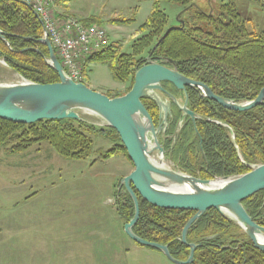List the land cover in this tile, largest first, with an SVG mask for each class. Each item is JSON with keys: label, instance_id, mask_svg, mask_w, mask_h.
Listing matches in <instances>:
<instances>
[{"label": "trees", "instance_id": "1", "mask_svg": "<svg viewBox=\"0 0 264 264\" xmlns=\"http://www.w3.org/2000/svg\"><path fill=\"white\" fill-rule=\"evenodd\" d=\"M70 1L58 0L57 5ZM162 1L180 5L184 12L192 9L194 2ZM257 1L262 4L260 0ZM156 3L147 20L139 26L138 30L143 33L133 41L130 52H121L119 45L109 44L86 58L81 70L83 77L89 62L107 65L115 81L123 84L129 82L125 93L114 97L123 96L131 89L135 72L146 64L149 56L152 62L158 64H165V59L172 60L180 74L205 84L221 98L243 103L257 97L264 87V31L248 32L232 1L222 4L217 16L197 11L191 18L192 25L183 22L182 29L175 27L152 52L169 28L166 14L157 8ZM111 22L120 25L130 21ZM200 25H204V28ZM0 30L7 35L10 45L8 48L0 41V59L7 68L29 82L53 84L59 81L56 72L44 61V58L48 59L46 47L25 40H39L43 36L40 22L28 8L18 2L0 0ZM33 49L42 53L44 58ZM187 92L190 109L195 114L227 124L234 135L233 141L227 127L204 121H198L196 129L191 125L190 130L185 129L183 136L188 137L192 133L196 141L202 143L209 173L216 177H233L250 171L238 159L235 145L246 164H264V105L246 112H233L202 98L192 89L187 88ZM141 102L155 124L156 105L148 99ZM91 135H99L112 144L111 149L100 154L102 160L122 154L129 161L119 136L109 127L100 129L74 120H43L25 125L0 119V151L9 155H19L34 145L46 143L63 159L84 160L92 153ZM184 141L188 142L189 138L180 140ZM120 189L123 187H118L116 213L127 223L133 217V203L129 195L122 194ZM138 202L139 219L133 232L145 241L168 246L175 260H187L189 248L180 242V235L195 212L160 209L140 196ZM242 205L253 221L264 227V191L245 200ZM186 240L200 245L194 253L192 264H264V253L252 246L233 221L214 209L205 212L191 226Z\"/></svg>", "mask_w": 264, "mask_h": 264}, {"label": "rangeland", "instance_id": "2", "mask_svg": "<svg viewBox=\"0 0 264 264\" xmlns=\"http://www.w3.org/2000/svg\"><path fill=\"white\" fill-rule=\"evenodd\" d=\"M230 1L248 32L264 31V6L257 0H194L192 9L186 12L180 5L162 0H72L61 3L56 10L84 23L93 21L107 33L108 45H119L121 52L129 53L133 41L142 35L138 28L149 17L154 3L166 14L168 27L173 28L180 25L179 21L192 25L191 18L197 11L217 16L220 6ZM112 20L130 22L117 25ZM19 81L20 77L0 59V84ZM83 82L98 93L113 96L110 98L125 93L129 86V82L115 81L107 65L93 61L85 68ZM79 115L96 128L107 127L95 116L82 112ZM91 138V155L79 161L59 157L46 143L34 145L19 155L0 151V264H173L159 251L138 246L123 230L120 232L126 223L116 219L118 183L132 172L133 166L122 154L102 160L100 154L111 149L112 144L99 135ZM151 156L159 163V155L153 152ZM162 164L170 166L165 161ZM94 209L104 213L105 223H109L103 226L109 230L106 232L95 222L94 239L109 232V247H49L56 240L53 235L74 242L86 239L89 218L96 216L90 215ZM11 224L35 229L21 232L20 236L17 231L16 238L9 241L5 228L12 227ZM37 224L48 225L47 230H39ZM101 249L110 250V254L100 258L97 251ZM90 250L93 255L87 257Z\"/></svg>", "mask_w": 264, "mask_h": 264}, {"label": "water", "instance_id": "3", "mask_svg": "<svg viewBox=\"0 0 264 264\" xmlns=\"http://www.w3.org/2000/svg\"><path fill=\"white\" fill-rule=\"evenodd\" d=\"M8 1L17 2L16 0ZM21 5L30 10L27 5ZM30 11L40 22L38 15ZM179 22V29H182L183 22ZM174 28L170 27L166 30L152 48V52ZM6 37L7 35L0 30V41L9 48ZM25 40L46 47L48 59H45L38 50H33L39 53L45 63L56 72L59 81L53 84H38L23 80L14 84H0V119L25 125L43 120L83 121L79 115V112H82L97 117L107 127L113 129L119 136L121 145L133 166L132 172L118 183V187H123L121 192L127 193L133 203V217L123 226L124 234L131 241L138 246L159 251L173 264H192L194 253L200 245L188 243L187 232L205 212L214 209L221 216L233 221L248 237L252 246L264 253V227L253 221L242 205L245 200L264 191V164H246L242 161L238 147L235 145L238 159L250 171L233 177L202 180L166 168L162 164V150L158 144V136L165 130L167 119L171 117L172 104L194 124L195 121L203 120L227 127L234 141L233 132L227 124L199 116L186 107L187 88L223 109L246 112L264 105V87L254 100L236 102L221 98L205 84L183 76L177 71L172 60L165 59V64H158L152 62L147 56L146 64L135 72L133 85L129 92L123 96L110 98L90 89L85 84L73 82L67 76L45 32L39 40L31 38ZM164 83L183 93L184 104H180L173 95L166 91L162 85ZM142 99H148L156 105L159 120L157 127L154 126L150 114L142 104ZM182 128L183 125L179 122L173 133V141L177 139ZM156 151L160 155L159 163L154 162L150 156ZM137 195L145 202L160 209L195 212L184 225L180 235V242L189 248L187 260H175L168 246L145 241L133 232V227L139 219ZM210 239L207 238V240Z\"/></svg>", "mask_w": 264, "mask_h": 264}, {"label": "built area", "instance_id": "4", "mask_svg": "<svg viewBox=\"0 0 264 264\" xmlns=\"http://www.w3.org/2000/svg\"><path fill=\"white\" fill-rule=\"evenodd\" d=\"M16 1L27 5L38 15L42 31L47 34L54 53L67 76L75 83H82L81 70L86 58L108 46V36L105 30L96 24L84 23L73 16L59 13L56 10L58 0ZM261 1L264 5V0ZM22 81L23 79L20 78L19 82Z\"/></svg>", "mask_w": 264, "mask_h": 264}, {"label": "flooded vegetation", "instance_id": "5", "mask_svg": "<svg viewBox=\"0 0 264 264\" xmlns=\"http://www.w3.org/2000/svg\"><path fill=\"white\" fill-rule=\"evenodd\" d=\"M162 85L166 89V91H168L179 101L180 104H184L185 97L182 92L176 91L169 84L164 83ZM186 93H188L187 89ZM163 97L165 98V96ZM186 107L190 111H192L190 109L188 99ZM202 117L207 118L205 116ZM179 122H181L183 128L180 131L177 139L173 141V133ZM197 122L198 121H195L194 124L188 117L184 116L173 104L171 105V117L167 119V125L165 127V130L160 132L158 136V144L162 150V161L168 162L172 166L173 171H176L181 174L190 175L198 179L211 180L215 178H222L213 176L211 173H209L208 166L204 161L202 143L200 141L197 142L192 133H189L188 137L183 136L185 129L190 130V125L193 126V129H196ZM158 125L159 120L157 111V119L155 121L154 126L157 127ZM184 138H189V141L180 142V140H184ZM156 153L159 154L158 151H156ZM151 155H153V153ZM203 172L206 176H204ZM203 177L206 178L203 179Z\"/></svg>", "mask_w": 264, "mask_h": 264}, {"label": "crops", "instance_id": "6", "mask_svg": "<svg viewBox=\"0 0 264 264\" xmlns=\"http://www.w3.org/2000/svg\"><path fill=\"white\" fill-rule=\"evenodd\" d=\"M115 210V209H114ZM93 212L90 213V215L94 214L98 217H93L92 219L89 218V224L90 226H88L89 228L86 230L88 232V235H86V239H81L80 241H76L74 242V240L72 239H62L61 235H59L58 237L56 235L55 236V241L49 243V247H73V246H83V248H90V247H95V246H99L100 248H104V247H109L110 246V235L109 232L106 234H101V237L96 238L97 240L94 239L95 233H93V231L95 230V222L99 223V227H101L102 230L106 229V232L109 231L107 230V228L103 227V226H108L109 223H105V220L103 218L104 213H101L99 210H92ZM116 213V210H115ZM46 215V214H45ZM101 216V217H100ZM110 218V217H109ZM117 221L121 219L118 217H116ZM106 221H108V219H106ZM12 227H6L5 229H7L9 234H5L9 236V241L14 240V238H16V236L14 235L15 233L17 234V231L19 232V236L21 235V232H24L26 230H29L30 228H34L35 227H30V225L27 226H23V225H16V224H11ZM37 226H39V230H41V228H45V230H47V226L46 224L43 225V227H41V224H37ZM124 226V224H123ZM123 228H121L120 232H122ZM124 233V231H123ZM60 238V239H58ZM48 245V244H47ZM40 245H38V247H40ZM97 254L100 258H103L107 255L110 254V250H105V249H101L99 251H97ZM87 257L92 256L93 253L92 251H88L86 252Z\"/></svg>", "mask_w": 264, "mask_h": 264}, {"label": "bare ground", "instance_id": "7", "mask_svg": "<svg viewBox=\"0 0 264 264\" xmlns=\"http://www.w3.org/2000/svg\"><path fill=\"white\" fill-rule=\"evenodd\" d=\"M159 160V159H158Z\"/></svg>", "mask_w": 264, "mask_h": 264}]
</instances>
